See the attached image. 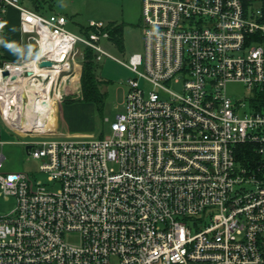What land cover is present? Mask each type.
I'll return each mask as SVG.
<instances>
[{"label": "built area", "instance_id": "2783aa9c", "mask_svg": "<svg viewBox=\"0 0 264 264\" xmlns=\"http://www.w3.org/2000/svg\"><path fill=\"white\" fill-rule=\"evenodd\" d=\"M140 1L143 52L123 61L102 22L79 35L0 0V40L14 8L30 57L0 61V119L47 174L4 171L0 150V196L15 199L0 264H264L263 0ZM87 49L133 74L124 111L101 137L58 134L49 113L83 99ZM244 144L259 159L240 163Z\"/></svg>", "mask_w": 264, "mask_h": 264}, {"label": "rangeland", "instance_id": "374dc122", "mask_svg": "<svg viewBox=\"0 0 264 264\" xmlns=\"http://www.w3.org/2000/svg\"><path fill=\"white\" fill-rule=\"evenodd\" d=\"M21 4L32 10L39 9L42 13H50V5L53 3L54 12L63 13L68 18L66 28L76 34H83V29L89 26L91 21L102 22L105 25L110 23L121 24L123 30V49H119L110 40H103V46L113 57L127 61L129 57L136 53L143 52V24H142V3L140 0H20ZM7 14V32L16 33L17 18L9 17ZM10 35V34H9ZM7 45V47H6ZM1 42V52L10 60V55H17L18 59H30L25 43H20L19 47L10 48ZM7 51V52H6ZM96 75L103 81L101 91L106 94L103 110L98 112L90 103L83 99L74 97L75 92L68 95L62 103L60 118V128L72 130L74 132L91 131L95 137H101L109 133V123L113 122L116 115L124 111V102L128 92L127 81L133 74L124 66L111 58H104L96 61ZM83 70V69H82ZM228 93L233 100H245L247 92L245 87L239 83L228 85ZM56 110V109H55ZM55 110L48 116L49 126L56 128L57 112ZM108 119L109 123L105 120ZM57 130V129H56ZM0 138L5 142L0 150L6 156L3 170L6 172H24L29 179L46 183L47 174L39 171V161L28 160L26 148L17 136L0 119ZM32 141V138H25ZM15 205V199H8L0 196V214L10 212Z\"/></svg>", "mask_w": 264, "mask_h": 264}, {"label": "trees", "instance_id": "16d2710c", "mask_svg": "<svg viewBox=\"0 0 264 264\" xmlns=\"http://www.w3.org/2000/svg\"><path fill=\"white\" fill-rule=\"evenodd\" d=\"M261 10L264 17V0L261 4ZM37 12L42 13L36 8ZM42 14H45L44 12ZM106 29L109 32V40L112 41L119 49H123V30L124 26L121 24L110 23ZM6 59V56L0 49V61ZM96 61L94 53L91 49L86 50L85 60L83 62V70L81 76L82 97L84 102L94 105L98 112L103 110V104L106 94L101 91L102 80L96 75ZM264 103V101H263ZM259 159V155L255 153L252 145L244 144L237 148V160L242 163H250L253 160Z\"/></svg>", "mask_w": 264, "mask_h": 264}, {"label": "crops", "instance_id": "0c3cea01", "mask_svg": "<svg viewBox=\"0 0 264 264\" xmlns=\"http://www.w3.org/2000/svg\"><path fill=\"white\" fill-rule=\"evenodd\" d=\"M53 7H54V4L52 3L51 5H50V13H52V12H54V10H53ZM52 11V12H51ZM46 14H48V13H46ZM57 14H61V15H64L65 16V14H63V13H60V12H57ZM8 15H9V17L11 16V17H15V18H17V21H18V25H17V32L16 33H8L7 32V25H6V33H5V35L3 36V38L0 40V45H1V42L3 41L4 42V47H5V45L6 44H8V46H12V47H10L11 49L12 48H16V47H19L20 46V43H24L23 42V39H22V35H21V31H20V26H19V14H18V12H17V10L16 9H14V8H10L9 10H8ZM8 17V18H9ZM10 34V35H9ZM6 47H7V45H6ZM6 47H5V49H6ZM7 52V51H6ZM9 55H10V60H19L17 57V55L15 56L14 54H10L9 53ZM92 105V104H91ZM61 106H62V104L61 105H59L58 106V108L56 107V110H55V112H57V124H56V129H57V133L58 134H62V135H79V134H83V135H91L92 134V132L91 131H85V132H78V131H76V132H74V131H72V130H64V129H62V128H60L61 126H60V118H59V114H60V112H61ZM93 107H94V105H92ZM95 108V107H94Z\"/></svg>", "mask_w": 264, "mask_h": 264}, {"label": "water", "instance_id": "95a60500", "mask_svg": "<svg viewBox=\"0 0 264 264\" xmlns=\"http://www.w3.org/2000/svg\"><path fill=\"white\" fill-rule=\"evenodd\" d=\"M51 64H50V62H43L42 64H41V66H50ZM5 74H7V73H5ZM29 149V147H26V150H28Z\"/></svg>", "mask_w": 264, "mask_h": 264}, {"label": "bare ground", "instance_id": "6f19581e", "mask_svg": "<svg viewBox=\"0 0 264 264\" xmlns=\"http://www.w3.org/2000/svg\"><path fill=\"white\" fill-rule=\"evenodd\" d=\"M42 109L45 110L44 108H42ZM55 109H56V107H53L52 112H53ZM50 114H52V113H49V115H50ZM50 127H51V129L54 128V126H50Z\"/></svg>", "mask_w": 264, "mask_h": 264}]
</instances>
